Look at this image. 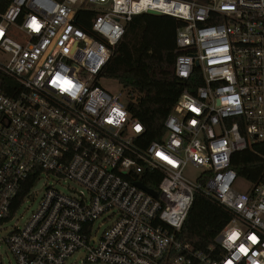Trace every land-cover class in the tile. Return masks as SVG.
<instances>
[{"label":"built area","instance_id":"obj_1","mask_svg":"<svg viewBox=\"0 0 264 264\" xmlns=\"http://www.w3.org/2000/svg\"><path fill=\"white\" fill-rule=\"evenodd\" d=\"M87 10L91 35L77 25ZM149 11L184 23L154 75L190 86L144 145L135 94L100 75ZM256 142L264 0H0V264H264V172L232 168ZM196 193L231 213L208 252L179 238Z\"/></svg>","mask_w":264,"mask_h":264},{"label":"trees","instance_id":"obj_2","mask_svg":"<svg viewBox=\"0 0 264 264\" xmlns=\"http://www.w3.org/2000/svg\"><path fill=\"white\" fill-rule=\"evenodd\" d=\"M61 1V0H58ZM210 0H198L208 2ZM83 22L77 25L92 34L95 11H85ZM184 26L181 20L169 16L139 14L127 24L125 35L113 57L102 71L103 79H114L123 89L135 94L127 109L132 117L145 126L143 143L161 142L165 135L164 122L171 114L181 92L189 85L177 80L167 82L153 73L156 54L176 48L177 30ZM232 168L241 179L257 182L264 172V143L236 152ZM231 219L230 211L218 201L196 193L179 238L196 251L208 252L216 245L215 239Z\"/></svg>","mask_w":264,"mask_h":264},{"label":"rangeland","instance_id":"obj_3","mask_svg":"<svg viewBox=\"0 0 264 264\" xmlns=\"http://www.w3.org/2000/svg\"><path fill=\"white\" fill-rule=\"evenodd\" d=\"M195 1H198V0H195ZM102 86L108 91L114 92V93L120 92L122 89V86L119 84V82L114 79H103ZM122 99H125V94L123 95ZM201 173H202L201 169L195 168L194 166L189 165L185 171V176L189 180L195 182L200 177ZM50 183H53V180H51ZM42 185H43V182H40L39 185L36 187L35 191H38L39 189H41ZM245 187H246V184L241 183L237 186V189L239 191H243ZM37 195L39 197L41 195V192H38ZM68 264H83V263H81V261L78 260L77 257H73L72 259H70Z\"/></svg>","mask_w":264,"mask_h":264},{"label":"water","instance_id":"obj_4","mask_svg":"<svg viewBox=\"0 0 264 264\" xmlns=\"http://www.w3.org/2000/svg\"><path fill=\"white\" fill-rule=\"evenodd\" d=\"M148 14H150V15H154V16H162V15H160L159 13L154 12V11H149ZM137 185H138L139 187H141L142 189L146 190L147 192H149L150 194H152V195L155 196V197L158 195L157 192H155V191L152 190V189H149L148 187H146V186L143 185L142 183H137Z\"/></svg>","mask_w":264,"mask_h":264}]
</instances>
